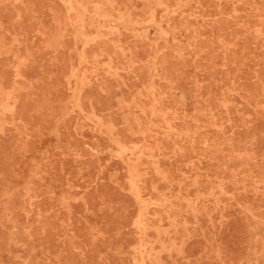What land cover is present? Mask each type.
I'll return each mask as SVG.
<instances>
[{
	"label": "rangeland",
	"instance_id": "rangeland-1",
	"mask_svg": "<svg viewBox=\"0 0 264 264\" xmlns=\"http://www.w3.org/2000/svg\"><path fill=\"white\" fill-rule=\"evenodd\" d=\"M0 264H264V0H0Z\"/></svg>",
	"mask_w": 264,
	"mask_h": 264
},
{
	"label": "bare ground",
	"instance_id": "bare-ground-1",
	"mask_svg": "<svg viewBox=\"0 0 264 264\" xmlns=\"http://www.w3.org/2000/svg\"><path fill=\"white\" fill-rule=\"evenodd\" d=\"M177 2V1H176ZM96 16H98L97 14H96ZM83 20V19H82ZM83 29V28H82ZM253 30V29H252ZM258 30V29H257ZM255 33V32H254Z\"/></svg>",
	"mask_w": 264,
	"mask_h": 264
}]
</instances>
